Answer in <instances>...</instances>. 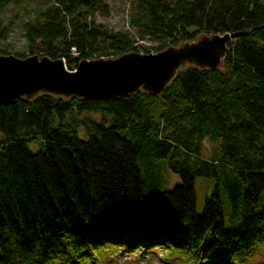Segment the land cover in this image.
Returning <instances> with one entry per match:
<instances>
[{"label":"trees","instance_id":"obj_1","mask_svg":"<svg viewBox=\"0 0 264 264\" xmlns=\"http://www.w3.org/2000/svg\"><path fill=\"white\" fill-rule=\"evenodd\" d=\"M108 1L40 0L23 25L30 56L64 59L73 71L139 53L140 42L159 53L235 37L218 69L181 70L159 95L40 94L0 105V264H105L114 248L136 247H160L165 263L254 264L264 249V0H130L123 32L97 22L110 16ZM166 170L178 181L167 190ZM199 178L216 184L202 217Z\"/></svg>","mask_w":264,"mask_h":264},{"label":"water","instance_id":"obj_2","mask_svg":"<svg viewBox=\"0 0 264 264\" xmlns=\"http://www.w3.org/2000/svg\"><path fill=\"white\" fill-rule=\"evenodd\" d=\"M235 35L203 36L158 54H125L116 59L81 61L74 71L64 59L0 55V105L40 94L84 101L128 97L140 91L159 95L186 66L218 69Z\"/></svg>","mask_w":264,"mask_h":264},{"label":"rangeland","instance_id":"obj_3","mask_svg":"<svg viewBox=\"0 0 264 264\" xmlns=\"http://www.w3.org/2000/svg\"><path fill=\"white\" fill-rule=\"evenodd\" d=\"M109 6L111 8V14L109 17L98 16L97 22L103 24L107 28L115 32H123L129 30V20H128V8L130 0H109ZM42 2L40 0H12L4 9L0 11V55H4L1 53H6L7 56H16L18 58H22L24 56L29 57L30 52L27 46L26 39L24 37V29L23 25L31 21L35 18L36 13L41 7ZM201 37H198L196 41H198ZM195 41V42H196ZM187 44V43H186ZM141 46L144 48H140V54H144L147 49H151L150 54L158 53V44L149 43V42H140ZM185 45L182 43L180 46ZM179 46V47H180ZM173 46H166L164 50L166 51ZM160 51V52H162ZM5 54V55H6ZM32 56V55H31ZM23 59V58H22ZM114 59V58H109ZM192 66H186L181 70L189 68ZM180 70V71H181ZM95 119H99V116L93 117ZM80 138L82 140H86L88 138L87 133L83 127H81L79 132ZM41 142L35 141L30 143L29 147L33 152H38L41 150ZM213 146L208 142L205 143L204 146V156L209 157L210 152ZM166 180L165 189L174 188L176 184H178L175 176L172 173H169L167 170L163 175ZM163 189V188H162ZM216 190L215 181L212 179L199 178L195 183V191L197 196V215L202 217L205 210L206 200L213 195ZM221 192V200L224 209L225 218L227 220V224H229L230 217V202L227 198L226 192L224 189H220ZM98 237L104 238V234H98ZM86 240H88V237ZM101 245L100 248H107L110 242H105L104 239L100 240ZM141 241H139V244ZM144 243V242H143ZM146 243V241H145ZM144 243V244H145ZM155 245V244H154ZM116 247V245H115ZM158 247V246H156ZM98 251V250H97ZM114 252H111L108 255V258L105 260V264H180L174 261L165 263L162 259L165 256V251H163L160 247L156 248V252L152 253L148 250H144L143 248H135V249H124L116 248L113 249ZM167 253V251H166ZM96 262H101L104 257L97 256ZM216 262L219 260L218 257H215ZM204 264L211 263L210 260L202 261ZM91 264V263H90ZM254 264H264V249L260 250L256 255Z\"/></svg>","mask_w":264,"mask_h":264}]
</instances>
